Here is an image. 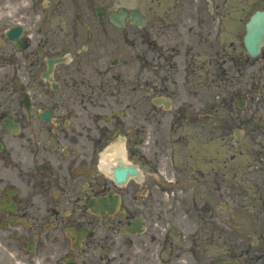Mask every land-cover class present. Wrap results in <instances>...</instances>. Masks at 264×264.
<instances>
[{
    "label": "flooded vegetation",
    "instance_id": "1",
    "mask_svg": "<svg viewBox=\"0 0 264 264\" xmlns=\"http://www.w3.org/2000/svg\"><path fill=\"white\" fill-rule=\"evenodd\" d=\"M229 3L0 0V244L12 243L16 260L119 264L135 248L158 264L178 206L160 204L151 175L168 160V128L189 146L191 130L205 125L207 109L197 112L195 82L181 71L186 61L195 67L202 52V66L241 60L240 46L229 42ZM133 11L143 26L128 16L121 26L111 20ZM19 26L18 43L10 42ZM117 152L128 164L113 158ZM120 163L136 165L143 178L117 185L110 174ZM105 198L113 214L93 213ZM131 225L144 228L125 234ZM165 253L181 264L175 242Z\"/></svg>",
    "mask_w": 264,
    "mask_h": 264
},
{
    "label": "rangeland",
    "instance_id": "2",
    "mask_svg": "<svg viewBox=\"0 0 264 264\" xmlns=\"http://www.w3.org/2000/svg\"><path fill=\"white\" fill-rule=\"evenodd\" d=\"M233 5L235 7L231 9V14L233 12L237 15L232 16V20L229 21L228 35L229 40L238 41L242 36V29H239L240 20L237 22L241 12L246 19L247 13L258 7H264V0H238L237 5ZM237 68L233 67V73L237 75V78L233 80L235 84L233 89L244 87L242 94L249 98L248 109L237 111L238 95L232 96V88L228 89L229 96H232L230 105H223L221 85L210 83L209 80L212 77L207 76L205 70H199L196 77L197 82L200 81L197 86L202 99L197 97L195 101L197 105L201 104L204 107L208 103L210 107H213L216 119L211 126H208V129L212 130V142L207 146L204 144L198 146L193 142L187 148H182L183 146L177 148L180 152V166L191 165L192 171L187 173L185 170L178 176L177 173L174 174L165 167L161 170L167 179H161L166 188H169L167 182L173 181L171 190L178 198L175 203L179 205H182V201L188 206L193 204V190L188 183L194 175L193 169H199L200 173H204L209 178L211 166L213 183L217 180L227 185V192L223 199L204 202L208 206L206 211L200 213L197 211L194 218H185L184 214L180 216L185 226V232L182 230V233H186L184 235L186 241H189L188 235L193 233V230L197 232V235L193 234L194 238L192 237L194 244L188 245L190 248L182 242V239L180 241L179 252L182 264H187L185 258L196 261V264H264V241L262 240L264 237V94L256 97L253 89L258 65L248 66L244 71L245 78L238 76ZM214 70L216 71L217 68L214 67ZM263 88L264 78L259 88L261 93ZM235 128L243 132V139L239 144H236L234 140ZM202 133L204 134V131ZM200 135L201 133H198L199 138ZM209 161H211L210 166L207 165ZM204 174L202 179H205ZM214 195L213 192L211 197L213 198ZM178 200H181V204ZM168 203H174L172 196L168 198ZM186 250V254L182 255ZM183 256L186 257L183 258ZM161 258L164 263L169 260L164 252ZM119 264L147 263L141 258H134L131 262L124 258L119 260Z\"/></svg>",
    "mask_w": 264,
    "mask_h": 264
},
{
    "label": "water",
    "instance_id": "3",
    "mask_svg": "<svg viewBox=\"0 0 264 264\" xmlns=\"http://www.w3.org/2000/svg\"><path fill=\"white\" fill-rule=\"evenodd\" d=\"M247 34L245 36V45L248 52L255 56L259 53L260 47L264 42V12L256 13L247 24ZM123 180L122 176H117Z\"/></svg>",
    "mask_w": 264,
    "mask_h": 264
}]
</instances>
